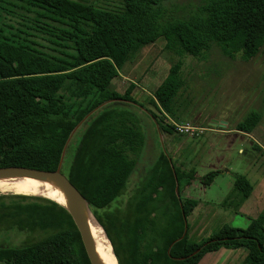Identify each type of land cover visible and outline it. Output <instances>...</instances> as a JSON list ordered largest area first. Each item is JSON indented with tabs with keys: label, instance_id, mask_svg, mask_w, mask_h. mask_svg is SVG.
I'll return each mask as SVG.
<instances>
[{
	"label": "trees",
	"instance_id": "obj_1",
	"mask_svg": "<svg viewBox=\"0 0 264 264\" xmlns=\"http://www.w3.org/2000/svg\"><path fill=\"white\" fill-rule=\"evenodd\" d=\"M165 1L121 0L119 9H106L78 0H0V17H17L20 25L10 37L0 36V43L20 51L0 57V168L57 170L76 126L109 103L86 120L79 145L72 159L64 160L62 171L87 200L118 264H202L207 254L222 248L246 249L241 264H264V211L246 229L224 225L202 241L189 237L187 221V234L180 239L184 216L188 220L197 207L182 194L195 179V170L180 168L164 152L130 199L128 223L110 211L146 147L142 121L119 106L123 101L138 104L132 97L135 85L124 94L110 89L123 66L160 38L181 55L197 59L215 45L224 56L248 62L264 47V0H203L195 14L163 21ZM183 86L177 63L149 99L160 114L150 111L151 118L164 134L176 132L168 118L184 122L174 109ZM260 120L259 112H251L236 130L250 134ZM217 174L205 176L203 184L210 185ZM234 186L228 202L240 207L254 187L245 176H238ZM14 229L52 233L26 246L0 247V264H90L71 216L55 202L1 195L0 231Z\"/></svg>",
	"mask_w": 264,
	"mask_h": 264
},
{
	"label": "rangeland",
	"instance_id": "obj_2",
	"mask_svg": "<svg viewBox=\"0 0 264 264\" xmlns=\"http://www.w3.org/2000/svg\"><path fill=\"white\" fill-rule=\"evenodd\" d=\"M78 1L106 9H119L122 6L121 0ZM202 5L203 0H167L162 4L160 20L187 18L195 14ZM2 15L0 36L10 37V32L20 27L19 19L5 13ZM8 25L14 28L9 31L6 28ZM33 40L47 46L40 38ZM40 49L58 54L46 48ZM19 53V50L0 43V57L8 59L9 55ZM13 63L18 65L17 62ZM177 63H181L184 86L174 100V109L183 123L192 130L189 133L175 132L174 135H168L162 133L151 118L150 111L160 114L149 104V99L165 80L171 67ZM131 84L135 85L132 97L138 104L123 101L119 106L133 111L142 121L146 147L123 193L111 205V213L122 223H128L130 199L141 185L148 168L164 152L180 168L195 170V179L182 192L184 197L197 203L187 220L191 239L205 240L224 225L246 229L251 220L264 211V47L248 62L239 56L234 60L224 56L215 45L204 58L197 59L181 55L175 45L160 38L141 49L134 60L123 66L110 89L124 94ZM108 104L102 105L93 113ZM140 104L146 107L143 108ZM251 112L261 114L256 129L250 134L237 131V124ZM86 120L73 133L64 160L72 159L86 128ZM167 121L179 124L171 118ZM214 121L217 122L216 127L211 125ZM211 172L218 174L206 186L202 179ZM238 176H245L254 187L251 196L240 207H236V202L232 205L228 202ZM51 233L52 231L41 230H3L0 231V247L26 246ZM246 256L244 248H222L218 252L207 254L202 264H241Z\"/></svg>",
	"mask_w": 264,
	"mask_h": 264
},
{
	"label": "water",
	"instance_id": "obj_3",
	"mask_svg": "<svg viewBox=\"0 0 264 264\" xmlns=\"http://www.w3.org/2000/svg\"><path fill=\"white\" fill-rule=\"evenodd\" d=\"M94 111H92L85 119H83L76 126L73 133L83 121H85L91 114H93ZM211 125L213 127H216L217 122L214 121V123H212ZM220 126H223V125H220ZM73 133L70 135L64 147L62 158L60 160L57 170L43 171V170H37V169H32V168H26V167H4V168H0V179H7V178H13V177L14 178H37V179H42L50 183H53V185H55L59 189V191L64 195L65 199L68 202V207H65L64 205L60 204V202L58 201H54V200H50V201L55 202L56 204L64 208L71 216L77 230L79 231L81 235V239L85 247L90 264H103L95 248V244L93 242V238L91 236V233L89 231L88 224H87V213L91 215H93V213L91 212L89 204L87 200L85 199V197L83 196V194L81 193V191L69 180V178L62 171L65 152H66L67 146L69 144V141L71 140ZM176 192L178 193V185L176 188ZM184 220H185V230L180 239L184 238L185 235L187 234L188 226H187V220L185 216H184ZM209 243L210 242H208L207 244ZM200 250L201 249H199L197 253Z\"/></svg>",
	"mask_w": 264,
	"mask_h": 264
},
{
	"label": "bare ground",
	"instance_id": "obj_4",
	"mask_svg": "<svg viewBox=\"0 0 264 264\" xmlns=\"http://www.w3.org/2000/svg\"><path fill=\"white\" fill-rule=\"evenodd\" d=\"M1 195H24L30 197H41L60 202L68 207V202L59 189L48 181L37 178H7L0 179ZM87 224L95 248L103 264H118L112 250L111 244L105 231L93 215L87 213Z\"/></svg>",
	"mask_w": 264,
	"mask_h": 264
},
{
	"label": "built area",
	"instance_id": "obj_5",
	"mask_svg": "<svg viewBox=\"0 0 264 264\" xmlns=\"http://www.w3.org/2000/svg\"><path fill=\"white\" fill-rule=\"evenodd\" d=\"M176 132L177 133H189L191 129V127H189L188 125H185L184 123H180V124H173Z\"/></svg>",
	"mask_w": 264,
	"mask_h": 264
},
{
	"label": "crops",
	"instance_id": "obj_6",
	"mask_svg": "<svg viewBox=\"0 0 264 264\" xmlns=\"http://www.w3.org/2000/svg\"><path fill=\"white\" fill-rule=\"evenodd\" d=\"M226 132V131H225Z\"/></svg>",
	"mask_w": 264,
	"mask_h": 264
}]
</instances>
